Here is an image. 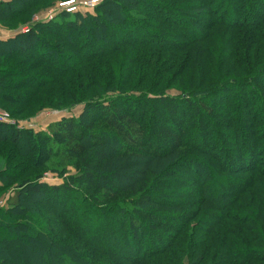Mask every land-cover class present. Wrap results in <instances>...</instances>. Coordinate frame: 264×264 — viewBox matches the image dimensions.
I'll return each instance as SVG.
<instances>
[{
    "label": "trees",
    "instance_id": "trees-1",
    "mask_svg": "<svg viewBox=\"0 0 264 264\" xmlns=\"http://www.w3.org/2000/svg\"><path fill=\"white\" fill-rule=\"evenodd\" d=\"M54 1L69 0H1L0 25ZM60 9L0 39V109L17 120H0V264L13 244L28 264H264V0ZM54 219L74 235L38 255Z\"/></svg>",
    "mask_w": 264,
    "mask_h": 264
},
{
    "label": "rangeland",
    "instance_id": "rangeland-1",
    "mask_svg": "<svg viewBox=\"0 0 264 264\" xmlns=\"http://www.w3.org/2000/svg\"><path fill=\"white\" fill-rule=\"evenodd\" d=\"M82 1H89V0H82ZM49 5L47 4L46 6L39 8L36 12H34L32 14L31 17L25 18L26 16L25 17L23 16V18H21V21L18 22L20 29L27 27V26H30V28H31L32 24L37 23V22L52 20L55 17L56 13H59V11H61V9H60L61 7L59 6V1H54L51 6H49ZM88 10H92V9H86V8L83 9V11H88ZM50 11H53V17L52 18H49V12ZM1 66L2 65H0V67ZM138 71L136 72L137 73L136 76L134 75L133 78L131 79L129 85H131V82L138 80L140 78V76H139L140 73ZM173 87L174 86H171L170 89ZM25 91H27V90L22 89V90H15L12 92L10 90L9 92L10 93H18V92H25ZM167 93H170L172 95H177L181 92H178L176 90L171 89ZM216 99L217 98H214V99L211 98L208 100V103L214 102ZM83 108H84V105L79 104V105H75V106H72V107L66 108V109H45V110L41 111L36 117H33L31 119H27V120H20L19 123L22 127L34 128L36 130H42V129H46L50 123H53L54 121L60 120L64 117H71V116L78 117L81 114ZM0 112H8V111L0 109ZM11 119L14 120L15 122H17V120L15 118H13L12 116H11ZM96 128H102V126L100 127L97 124ZM192 140L194 141V139H192ZM197 140L198 139H195V141H197ZM199 142H201L200 138H199ZM75 173H76V170L74 168H69V172L67 173V175L68 174H75ZM63 179H64V176L62 177L59 174H56L54 172H48L45 174V177L42 180L48 181L50 183H62ZM7 197H8V195H4L0 198V206L6 205ZM26 200L28 201V203L32 204V206H34V207L39 206V204H43V202L41 201V198L31 196V195H28L26 197ZM49 217L51 218V216H49ZM54 220L51 221L49 223V225L47 224V226L49 228H51L53 232H51L50 234L48 233L46 235V238H45L47 240L46 244L44 246L40 247L41 249L38 251V255H45L46 253H49V252H51V255H54L56 253V250H55V248L57 246L56 242H61L60 241L61 239H58V238L66 239L65 237H67L68 240L67 239L66 240L69 241L71 236L74 235L70 231H68L63 226L62 223H60V222L57 223L56 220H55V222H56L55 223ZM80 224L81 223L76 225L77 229L81 228ZM85 224H87V223H84V226L86 228H88ZM80 230L82 231V228L79 229V231ZM53 235H56V236H53ZM57 235H58V238H57ZM53 240H55L56 242H54ZM52 242H54V245L51 244ZM18 246L13 244L9 248L10 254L12 255L11 257H13V259H14L13 264H28V261L26 260V257L24 255H34V254H31V252H30L31 250H28V252H27L26 248L23 247V245H22V247L19 246L20 249L22 250V251H20ZM25 246H28V244H26ZM83 248H85V247H83ZM85 249H84V252H85ZM64 250H66V253L69 252L70 254H72L71 251L66 246H65ZM36 252H37V249H36ZM19 255H21V256H19Z\"/></svg>",
    "mask_w": 264,
    "mask_h": 264
},
{
    "label": "built area",
    "instance_id": "built-area-1",
    "mask_svg": "<svg viewBox=\"0 0 264 264\" xmlns=\"http://www.w3.org/2000/svg\"><path fill=\"white\" fill-rule=\"evenodd\" d=\"M100 1L101 0H89V1L69 0V1L59 3V6L63 9H66L67 11L72 12V11H75L79 5L93 7ZM52 17H53V11H50L49 18H52ZM30 29H31L30 26H27V27L22 28L21 31L23 33H27L30 31ZM0 120L15 123V121L11 119V116L8 112H0Z\"/></svg>",
    "mask_w": 264,
    "mask_h": 264
},
{
    "label": "crops",
    "instance_id": "crops-1",
    "mask_svg": "<svg viewBox=\"0 0 264 264\" xmlns=\"http://www.w3.org/2000/svg\"><path fill=\"white\" fill-rule=\"evenodd\" d=\"M1 1V0H0ZM21 32V29L18 30H8L0 25V39H8L13 37L16 33Z\"/></svg>",
    "mask_w": 264,
    "mask_h": 264
}]
</instances>
